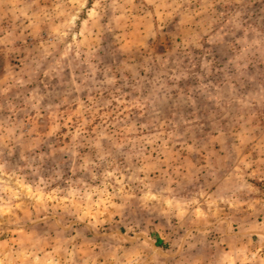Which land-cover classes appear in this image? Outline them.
I'll use <instances>...</instances> for the list:
<instances>
[{"label": "clouds", "instance_id": "1", "mask_svg": "<svg viewBox=\"0 0 264 264\" xmlns=\"http://www.w3.org/2000/svg\"><path fill=\"white\" fill-rule=\"evenodd\" d=\"M0 264H264V0H0Z\"/></svg>", "mask_w": 264, "mask_h": 264}, {"label": "rangeland", "instance_id": "2", "mask_svg": "<svg viewBox=\"0 0 264 264\" xmlns=\"http://www.w3.org/2000/svg\"><path fill=\"white\" fill-rule=\"evenodd\" d=\"M213 57H215L217 61L221 60L220 54L216 52L215 50H213L212 55H210L208 59L212 60ZM210 79L212 80L213 84H217V86H219L216 78L213 77ZM198 85H199V82L197 80L189 78L188 80L181 81L179 83V88L181 90V94H188L190 92L192 93L193 99L196 101L197 106L202 110V112L211 113L214 107L213 102L209 99H206L205 96L200 94L198 91H194L198 88ZM63 87L64 85L60 84V82L55 79L49 83L48 90L52 93L53 102H58V100H56L55 98L62 91ZM124 91L127 92L128 89H125ZM132 98L133 97L131 95H126L124 98V102L127 103V101L131 100ZM162 107H163L162 118L164 119L179 121L182 117L186 120L195 118L194 116L190 115L191 113H193V109L186 105H182L179 100V94L177 93H174L173 99L169 100L167 102V105H164ZM135 112L136 110L133 109V113H134L133 118H135ZM61 131L63 132L67 130L62 129ZM61 139H64V138L61 137ZM53 143L57 147H63V144L59 143V141H56L55 138L53 139ZM44 150L47 151V149H44ZM63 158L67 159L66 156ZM8 159L13 164L18 162V156H13ZM59 160H60V154L58 153L56 159L48 160L47 163L45 164V167L47 169H54L56 164L59 163ZM123 230L124 229L122 228L121 231Z\"/></svg>", "mask_w": 264, "mask_h": 264}]
</instances>
